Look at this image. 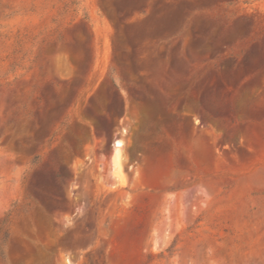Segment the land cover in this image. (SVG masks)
Here are the masks:
<instances>
[{
	"label": "rangeland",
	"instance_id": "1",
	"mask_svg": "<svg viewBox=\"0 0 264 264\" xmlns=\"http://www.w3.org/2000/svg\"><path fill=\"white\" fill-rule=\"evenodd\" d=\"M0 264H264V0H0Z\"/></svg>",
	"mask_w": 264,
	"mask_h": 264
},
{
	"label": "trees",
	"instance_id": "2",
	"mask_svg": "<svg viewBox=\"0 0 264 264\" xmlns=\"http://www.w3.org/2000/svg\"><path fill=\"white\" fill-rule=\"evenodd\" d=\"M62 178H63L62 176L58 177V179L56 181L58 186H60L62 184V180H63ZM62 201H64V199ZM46 208L52 209L53 207L51 205H47Z\"/></svg>",
	"mask_w": 264,
	"mask_h": 264
},
{
	"label": "bare ground",
	"instance_id": "3",
	"mask_svg": "<svg viewBox=\"0 0 264 264\" xmlns=\"http://www.w3.org/2000/svg\"><path fill=\"white\" fill-rule=\"evenodd\" d=\"M118 144V143H117Z\"/></svg>",
	"mask_w": 264,
	"mask_h": 264
}]
</instances>
